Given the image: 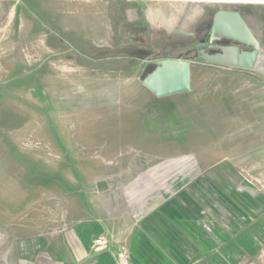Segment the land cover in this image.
<instances>
[{
	"label": "rangeland",
	"instance_id": "1",
	"mask_svg": "<svg viewBox=\"0 0 264 264\" xmlns=\"http://www.w3.org/2000/svg\"><path fill=\"white\" fill-rule=\"evenodd\" d=\"M221 9L262 35L264 0H0V264H32L83 220L264 199V79L195 64L162 98L141 81L193 57Z\"/></svg>",
	"mask_w": 264,
	"mask_h": 264
},
{
	"label": "crops",
	"instance_id": "2",
	"mask_svg": "<svg viewBox=\"0 0 264 264\" xmlns=\"http://www.w3.org/2000/svg\"><path fill=\"white\" fill-rule=\"evenodd\" d=\"M242 16L264 52V28L261 37ZM217 68L264 79V75L252 71ZM183 203L184 207L181 201L173 199L150 215L83 220L73 225L70 236L50 254L39 260L33 256L36 261L31 258L24 261L121 264L122 255L127 264H264V199L223 206L232 216L213 219L191 215L190 203ZM102 235L109 240L108 244L95 247L94 240Z\"/></svg>",
	"mask_w": 264,
	"mask_h": 264
},
{
	"label": "water",
	"instance_id": "3",
	"mask_svg": "<svg viewBox=\"0 0 264 264\" xmlns=\"http://www.w3.org/2000/svg\"><path fill=\"white\" fill-rule=\"evenodd\" d=\"M221 38L229 43L214 44ZM192 50L196 55L187 59L166 58L155 61V68L141 78L143 85L159 98L188 92L191 89L192 66L195 64L241 69L264 75V52L260 42L237 10L217 11L209 35Z\"/></svg>",
	"mask_w": 264,
	"mask_h": 264
},
{
	"label": "built area",
	"instance_id": "4",
	"mask_svg": "<svg viewBox=\"0 0 264 264\" xmlns=\"http://www.w3.org/2000/svg\"><path fill=\"white\" fill-rule=\"evenodd\" d=\"M107 244H108V239L105 236H100L94 240L93 245L95 247H102V246H106ZM119 261L121 264H127V262L123 260L122 255L120 256Z\"/></svg>",
	"mask_w": 264,
	"mask_h": 264
},
{
	"label": "flooded vegetation",
	"instance_id": "5",
	"mask_svg": "<svg viewBox=\"0 0 264 264\" xmlns=\"http://www.w3.org/2000/svg\"><path fill=\"white\" fill-rule=\"evenodd\" d=\"M211 25H212V22L209 23L208 25H205L206 27H208V30H207V33H206V35L204 36V38H206V37L209 35L210 30H211ZM204 38H202V39H204ZM202 39H199L198 42H197V44H199V42H200ZM228 43H229V41H227V40H225V39H223V38H221L220 40L214 42V44H228ZM197 44H196V45H197ZM207 51H209V50H207ZM210 51H211V50H210ZM211 52H214V51L212 50ZM192 54H194V56H195V55H196V52L192 50Z\"/></svg>",
	"mask_w": 264,
	"mask_h": 264
},
{
	"label": "trees",
	"instance_id": "6",
	"mask_svg": "<svg viewBox=\"0 0 264 264\" xmlns=\"http://www.w3.org/2000/svg\"><path fill=\"white\" fill-rule=\"evenodd\" d=\"M214 51V50H213ZM215 66V65H212ZM155 68V65L153 64L152 66H150L149 68H146V71L144 72V75H146L147 73H149L151 70H153Z\"/></svg>",
	"mask_w": 264,
	"mask_h": 264
}]
</instances>
